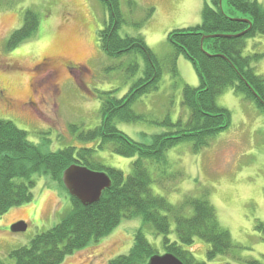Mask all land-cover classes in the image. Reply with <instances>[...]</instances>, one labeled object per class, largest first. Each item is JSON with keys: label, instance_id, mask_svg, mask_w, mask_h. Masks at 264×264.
<instances>
[{"label": "rangeland", "instance_id": "rangeland-1", "mask_svg": "<svg viewBox=\"0 0 264 264\" xmlns=\"http://www.w3.org/2000/svg\"><path fill=\"white\" fill-rule=\"evenodd\" d=\"M130 1L120 0L123 21L118 33L122 37L144 38L162 63L163 73L159 87L132 104V109L145 118L116 122L133 140L149 143L154 134L172 129L157 120L167 115L173 122L189 117V109L182 104V89L186 83L198 86L200 78L193 61L178 53L168 34L199 24L202 12L196 22L197 19L189 18L186 8L189 0H132L135 4ZM259 1L264 4V0ZM170 7L175 8L178 17L165 22L162 16L171 11ZM222 7L231 17H244L228 0H222ZM158 9L160 15L154 17ZM27 10L39 16V26L32 36L16 47H9L11 34L22 27ZM110 19L104 0H10L0 4V83L7 86L8 94L18 104L33 100V106L23 111L0 102V118L14 121L28 132L30 141L48 151L94 146L95 161L120 169L127 176L136 157L119 155L110 147L99 148L98 140H81L78 136L79 131L101 123L103 92L111 90L114 96L122 97L143 72L142 53L114 56L101 46L99 34ZM254 53L263 54L252 65L256 73L264 75V34L246 39L243 54ZM45 57L47 60H43ZM133 61L140 65L134 75L129 70ZM242 101L246 102L244 106ZM217 102L231 111L230 126L198 152L193 150L192 141H183L165 151L163 161L145 159L154 178L151 188L174 205L182 203L188 195L206 197L214 205L221 226L231 233L234 246L210 259L207 255L210 243L196 238L192 245L184 247L197 260L206 264H249V260L264 263V237L257 229V224L264 222V111L256 101L245 99L232 88L219 94ZM244 108L260 112L259 123L242 124L240 116ZM73 125L79 129L74 131ZM92 167L105 171L96 164ZM33 179L34 197L22 203L26 206L22 217L11 220L12 210L18 205L0 214V259L5 261H11L12 250L29 244L36 234L48 231L72 209L66 187L50 174L34 173ZM170 219L169 237L178 241L175 220L171 215ZM17 220L25 221L27 228L13 231L11 224ZM139 228L157 252L164 254V235L137 215L123 217L109 234L90 241L61 264H109L111 258L130 251Z\"/></svg>", "mask_w": 264, "mask_h": 264}, {"label": "trees", "instance_id": "trees-1", "mask_svg": "<svg viewBox=\"0 0 264 264\" xmlns=\"http://www.w3.org/2000/svg\"><path fill=\"white\" fill-rule=\"evenodd\" d=\"M9 1L0 0V4ZM104 1L108 3L111 19L99 34L101 46L114 56L140 52L145 63L137 82L124 96H114L111 90L103 92L101 123L87 131H79L78 136L81 140H98L99 148L110 147L119 155L136 157L132 161V171L125 176L122 170L95 161L94 146H67L48 151L30 141L28 132L14 121L0 118V214L33 199L34 173H48L64 186L62 176L69 166L81 164L93 168L96 164L112 179L111 187L105 189L96 202L83 204L70 195L72 209L59 223L36 234L29 244L12 250L9 253L11 261L0 259V264H61L90 241L109 234L123 217L137 215L164 235L165 252L173 253L185 264H206L184 247L192 245L196 238L210 243L207 252L210 259L229 252L234 246L231 233L221 226L214 205L206 197L188 195L182 203L174 205L166 196L154 193L151 188L154 178L145 159L163 161L165 151L183 141H192L195 152L208 146L213 137L232 122L231 111L217 102L218 95L227 88L241 93L245 99L256 101L264 111V75L256 73L252 65V61L263 54H243L248 37L264 34V4L259 0H228L232 7L244 13L243 18H235L223 10L222 0L205 1L199 24L169 32L168 39L178 53L186 54L193 61L200 84L183 86L182 104L189 109L188 119L173 122L167 115L157 120L172 129L154 134L151 142L143 143L119 129L116 120L145 118L132 109V104L159 87L162 63L144 38L122 37L118 33L123 21L120 0ZM38 26L39 16L33 10H27L24 24L11 34L9 47H16L32 36ZM215 34L218 35L212 36ZM139 69L137 61L129 65L133 75ZM173 70L177 73L175 67ZM72 128L74 131L79 129L76 125ZM16 177L25 180L17 182ZM170 215L176 223L178 241L169 237ZM257 229L264 237V222L257 224ZM155 254H158L155 246L139 228L130 251L111 258L109 264H147ZM248 263L264 264L259 260Z\"/></svg>", "mask_w": 264, "mask_h": 264}, {"label": "water", "instance_id": "water-1", "mask_svg": "<svg viewBox=\"0 0 264 264\" xmlns=\"http://www.w3.org/2000/svg\"><path fill=\"white\" fill-rule=\"evenodd\" d=\"M247 20V19H246ZM218 34L212 35L216 36ZM62 180L70 194L83 204H90L100 199L102 192L111 187L112 180L106 171H96L88 166L73 164L62 176ZM25 221H17L11 225L13 231L25 230ZM147 264H185L173 253L153 255Z\"/></svg>", "mask_w": 264, "mask_h": 264}, {"label": "crops", "instance_id": "crops-1", "mask_svg": "<svg viewBox=\"0 0 264 264\" xmlns=\"http://www.w3.org/2000/svg\"><path fill=\"white\" fill-rule=\"evenodd\" d=\"M190 1V5L187 6V10H189V18L192 17V19H197L196 22H199V18H200V11L202 12L203 6L205 1H211V0H189ZM170 12H168L167 14L162 16V19L165 22H171L172 19L178 17L177 12L175 11V8L170 7ZM178 11V9H177ZM160 12L159 9L157 10V13L154 14V17H159ZM153 17V18H154ZM236 100V99H235ZM237 102H239L238 100H236ZM243 106L244 104H246V102L242 101ZM259 112V111H258ZM261 117V113H257V111H253V110H248L246 108L243 109V111L241 112V116H240V122L242 124L245 125H249L252 124L254 122L259 123V118ZM34 197V196H33ZM46 198V196H45ZM60 200V198L58 197V201ZM34 204H29V206H33ZM25 205H18L16 206L15 209L12 210V221L19 219L22 217L21 213L23 212V210L25 209Z\"/></svg>", "mask_w": 264, "mask_h": 264}, {"label": "flooded vegetation", "instance_id": "flooded-vegetation-1", "mask_svg": "<svg viewBox=\"0 0 264 264\" xmlns=\"http://www.w3.org/2000/svg\"><path fill=\"white\" fill-rule=\"evenodd\" d=\"M43 60H47V58L45 57V58H43ZM41 63L45 64V61L41 62ZM68 67L71 68V66H68ZM52 70H54V69L52 68ZM31 94L34 97L33 88H31ZM0 102L4 103L6 106H12V107L18 108L22 111L25 110L27 107L30 108L33 106V100L32 99L27 100L25 103L18 104L17 100L8 94L7 86L3 85L1 83H0Z\"/></svg>", "mask_w": 264, "mask_h": 264}]
</instances>
